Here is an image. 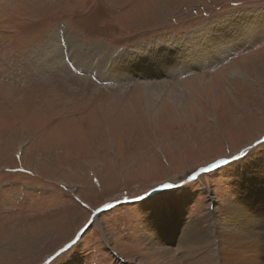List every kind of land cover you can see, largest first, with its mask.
I'll list each match as a JSON object with an SVG mask.
<instances>
[{
    "label": "rangeland",
    "instance_id": "obj_1",
    "mask_svg": "<svg viewBox=\"0 0 264 264\" xmlns=\"http://www.w3.org/2000/svg\"><path fill=\"white\" fill-rule=\"evenodd\" d=\"M257 11L264 0H0V264H220L213 242L179 239L235 227L231 203L264 207V37L219 57L213 36Z\"/></svg>",
    "mask_w": 264,
    "mask_h": 264
},
{
    "label": "bare ground",
    "instance_id": "obj_2",
    "mask_svg": "<svg viewBox=\"0 0 264 264\" xmlns=\"http://www.w3.org/2000/svg\"><path fill=\"white\" fill-rule=\"evenodd\" d=\"M252 14H249V13L247 15L242 14L243 16L239 19L238 23L234 24L233 26H227V28L231 31L225 30L226 29V28H224L226 26L225 22L218 25L219 27L223 26V28L218 27L220 30H216L217 33L214 32V34H213L216 41L222 39V42H221L222 44L219 42H218L219 44H217V48H218V54L217 55L218 56L221 55V53L222 54L226 53L228 50L230 51L234 47L232 45H234V43L239 40L237 38L238 36L242 39L248 38L251 41L264 37V28H261L260 23H259V19H261V16L264 13L257 11V13L255 12V14H253V15ZM242 21H244V22H242ZM241 22H242V25L240 24ZM248 23L249 24L251 23L253 27L248 28ZM197 34H199V33H197ZM246 35H247V37H246ZM211 37H212V33L208 34L205 39H209ZM249 40H247V41L249 42ZM203 45H205V44H203ZM52 46H53V43H52ZM192 49H194V48L192 47ZM49 52H51V51H49ZM74 57H75V55H74ZM192 61H194V58H192ZM128 62H129V60H128ZM189 63H191V61H189ZM96 69H98V68H96ZM149 89H151V88L149 87ZM154 90H156V89H154ZM152 93L154 95L157 93V91H154ZM180 93H184L183 88L180 89ZM247 203H250V202H248L247 200H241V201H238L235 203H231L225 208L224 213L230 216V219L228 222L230 224H235L236 226L233 228H231V227L224 228L222 223H220V225H221L220 226L218 224V222H216V228L214 227V231H213V228H211L213 233H214L213 234L214 236L212 235L215 238L214 241L210 240V238H209L210 235H207L208 233L206 231L203 232V230H202V229H204L203 227L200 230H197L198 231L197 233L194 232L195 229L183 232L181 235V239H179L180 240L179 244L181 245V248H182L180 250L184 251L185 249H188L189 246H187L188 245L187 243H189V242L195 244L197 240L202 241L203 238H205V239H208L210 242H213V245L215 244V245H217V248H219L218 252H217V255H218L217 263L221 264V261L218 259H222L225 264H228L226 259L231 258L229 256L236 257V258H231L233 261L234 260L242 261V258H240V256H238V255L241 252L240 250L245 249V251L241 252V254L243 253V255L247 256L248 260L245 259V261L247 263L249 262L250 264H257V263L258 264H264V233L262 232V230H261L262 228L260 227L261 223H262V219L264 221V217L262 218V216L264 215L263 214L264 213V207L261 210L262 206L260 205V207L258 209L255 208V209H253V211L249 212L248 208H247ZM263 203L264 202H262L261 204H263ZM256 209H257V211H256ZM211 223H214V222L211 220ZM198 233L201 236L197 235ZM173 236L174 235H172V232H170L169 233V239L170 238L172 239ZM157 237H159L160 240L155 245L159 244L161 246L162 242L167 243V241L162 240L160 233L157 234ZM197 237H198V239H197ZM215 242H217V243H215ZM168 245H169V242H168ZM162 246L165 249L158 252L157 255L164 257L165 255L168 254V258L170 259V257H172V254H170L171 251H169L170 250L169 246H167V245H162ZM220 246L222 247L221 257L219 254ZM237 248H238V252H237ZM261 254H263V260L260 261L259 258L261 256ZM186 257L189 260L192 258L191 255L186 256ZM179 260L180 259H178V261H177V259L171 258V263H169V264H176L177 262H179ZM215 260H216V257L212 256V258H211L212 262H209V254H208L206 256V258L204 260H202V262H200V260L199 261L197 260L196 264H210V263H214ZM236 261H234V262L237 263ZM203 262H205V263H203ZM234 262L231 261L232 264ZM243 264H244V262H243Z\"/></svg>",
    "mask_w": 264,
    "mask_h": 264
},
{
    "label": "snow or ice",
    "instance_id": "obj_3",
    "mask_svg": "<svg viewBox=\"0 0 264 264\" xmlns=\"http://www.w3.org/2000/svg\"><path fill=\"white\" fill-rule=\"evenodd\" d=\"M60 55H61V57H63V56H64V52L61 51ZM66 62L71 63V60L69 59V60L66 61ZM236 159H240V158L237 157ZM227 163H228L227 160H220V161H217L216 164L210 165V168H217V167H219L220 165H224V164H227ZM208 170H209V168L201 169V172H205V171H208ZM195 178H196V177L193 175V176H192V179H195ZM164 187H165V188H173L174 186L170 183V184L165 185ZM105 207H106V208H111V207H113V206H112V205H105ZM71 246H72V245H69L68 247H71ZM63 251H64V249L61 250V252H63ZM59 255H60V254H58V256H59Z\"/></svg>",
    "mask_w": 264,
    "mask_h": 264
}]
</instances>
